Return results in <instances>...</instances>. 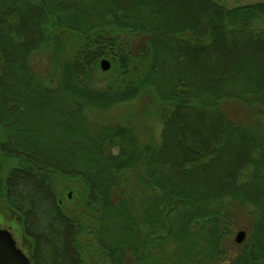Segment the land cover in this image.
<instances>
[{
  "label": "trees",
  "instance_id": "1",
  "mask_svg": "<svg viewBox=\"0 0 264 264\" xmlns=\"http://www.w3.org/2000/svg\"><path fill=\"white\" fill-rule=\"evenodd\" d=\"M0 211L33 264H264V2L0 0Z\"/></svg>",
  "mask_w": 264,
  "mask_h": 264
},
{
  "label": "rangeland",
  "instance_id": "2",
  "mask_svg": "<svg viewBox=\"0 0 264 264\" xmlns=\"http://www.w3.org/2000/svg\"><path fill=\"white\" fill-rule=\"evenodd\" d=\"M217 1H219L221 4H224L228 7H234L240 4H251V3H256V2H264V0H217ZM122 109H125V107L121 106V107L116 108L115 109L116 111L112 115L122 113L120 111ZM55 123H56L55 118L51 117L49 120V124L55 125ZM150 125L151 126H149V128L144 131L145 134L158 138L159 133H160L159 123L156 126H153L154 120H152ZM54 134L57 135L55 131H54ZM58 181H59L58 189L61 192L60 198L62 202H64L66 206L72 207L74 205V199L71 200L69 195L72 194V198H74V196L77 194L76 191H73V189L67 187L72 182H70V180L67 178H59ZM4 217H5L4 215L0 214V227L9 229L13 233V236L15 237V239L17 240L18 246L21 249H23L29 256H31L32 251H33V243L28 238L25 237L24 231H23L22 225L19 222V219L13 218V217L11 219H5ZM113 226L115 228V233L109 234V236L111 237L112 240L116 241L119 237H122L124 235L123 232L121 231V227H122L121 221L120 220L118 221V219H115L113 221ZM239 230H237L234 233L233 235L234 239H235L236 233ZM46 239H47V235H42V239H41L40 247L38 251V263L39 264H65L61 261H58L55 263V260L51 257L53 253L52 247L50 246L47 247V244L45 243ZM47 256L50 259H52L53 262H51V260L47 258ZM84 257H85V260L93 261V264H103L101 262V259L95 254V252H89L87 255L85 254Z\"/></svg>",
  "mask_w": 264,
  "mask_h": 264
},
{
  "label": "water",
  "instance_id": "3",
  "mask_svg": "<svg viewBox=\"0 0 264 264\" xmlns=\"http://www.w3.org/2000/svg\"><path fill=\"white\" fill-rule=\"evenodd\" d=\"M100 64L103 71L111 68V62L106 58L102 59ZM71 196L72 194L69 195ZM246 238L247 231L241 229L236 233L234 240L241 244ZM0 264H33L29 255L18 246L13 233L2 227H0Z\"/></svg>",
  "mask_w": 264,
  "mask_h": 264
},
{
  "label": "flooded vegetation",
  "instance_id": "4",
  "mask_svg": "<svg viewBox=\"0 0 264 264\" xmlns=\"http://www.w3.org/2000/svg\"><path fill=\"white\" fill-rule=\"evenodd\" d=\"M70 199H72V196L70 197ZM18 244V243H17Z\"/></svg>",
  "mask_w": 264,
  "mask_h": 264
}]
</instances>
